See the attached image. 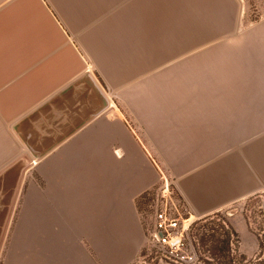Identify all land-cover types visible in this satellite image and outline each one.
<instances>
[{
	"label": "crops",
	"instance_id": "0c3cea01",
	"mask_svg": "<svg viewBox=\"0 0 264 264\" xmlns=\"http://www.w3.org/2000/svg\"><path fill=\"white\" fill-rule=\"evenodd\" d=\"M200 7L0 0V264H136L138 203L165 181L195 220L264 194V73L213 57L244 42L242 12ZM229 221L256 256L246 218Z\"/></svg>",
	"mask_w": 264,
	"mask_h": 264
},
{
	"label": "rangeland",
	"instance_id": "374dc122",
	"mask_svg": "<svg viewBox=\"0 0 264 264\" xmlns=\"http://www.w3.org/2000/svg\"><path fill=\"white\" fill-rule=\"evenodd\" d=\"M201 2L204 3L205 7L204 9L200 7L198 13L205 14L207 18L213 17L214 24L217 23V17L224 13L229 14V21L232 23L231 17L234 10H236L238 14L240 11L242 12V15H240L241 17H239V24L243 27L242 29L246 31L244 42L238 44L236 40L230 41L227 49H214L213 57L217 58L219 61L221 57L227 56L229 58V72L233 74L244 72L246 76L252 77V75L264 73V57L260 54L259 48L254 46L251 37H247L248 34L250 35L249 31L252 28L251 26L259 24L260 21L264 19V0H197V3ZM257 17L259 19L255 20ZM220 68V64L214 65L213 72L219 73L221 71ZM148 210L142 213L146 230V242L136 264H176L161 260L160 255L157 254L158 248L150 244L148 229L152 226V222ZM233 212L243 215L246 220H248L247 222L250 223L249 226L251 231L258 237L264 235V194H260L245 200L232 210L219 212L207 218L194 220L188 233L196 255L193 261L184 264H226L224 260L215 259L210 255L208 248H210L211 243H208L207 246H203L200 242V236L205 230L203 226L209 225V227L214 226L217 228L218 225L222 223L223 219L229 221ZM197 233L199 234L197 235ZM244 242H246V238ZM239 243L233 244V262L231 264H255L259 261L260 255L264 256V252L262 253L261 249H259L256 256L251 258L247 257V263L242 262L240 259L241 253L238 251Z\"/></svg>",
	"mask_w": 264,
	"mask_h": 264
},
{
	"label": "built area",
	"instance_id": "2783aa9c",
	"mask_svg": "<svg viewBox=\"0 0 264 264\" xmlns=\"http://www.w3.org/2000/svg\"><path fill=\"white\" fill-rule=\"evenodd\" d=\"M150 220L148 239L158 248L161 260L184 264L194 260L196 255L188 224L192 217V208L170 181L150 192ZM143 219V217H142Z\"/></svg>",
	"mask_w": 264,
	"mask_h": 264
},
{
	"label": "trees",
	"instance_id": "16d2710c",
	"mask_svg": "<svg viewBox=\"0 0 264 264\" xmlns=\"http://www.w3.org/2000/svg\"><path fill=\"white\" fill-rule=\"evenodd\" d=\"M259 18H255V20H258ZM149 193H146L142 196L140 199L138 206L140 213L142 215L143 212L147 211L149 208V204L151 202V198L149 197ZM150 212V210H148ZM248 221V220H247ZM143 225L144 221L142 219ZM250 225V223L248 222ZM204 232L200 236V242L203 246H207L208 243H211L210 248H208V251L210 255L215 259H222L226 264H231L233 262L232 259V252H233V244L240 242L239 234L236 232V230L233 228L231 223L223 219L222 223L218 225V227L206 225ZM199 233H197L198 235ZM259 238V244L261 252H264V235ZM260 259L262 258V255H260ZM240 259L242 262L248 261L247 256L244 254L240 255ZM255 264H261L264 261V258L261 259Z\"/></svg>",
	"mask_w": 264,
	"mask_h": 264
},
{
	"label": "bare ground",
	"instance_id": "6f19581e",
	"mask_svg": "<svg viewBox=\"0 0 264 264\" xmlns=\"http://www.w3.org/2000/svg\"><path fill=\"white\" fill-rule=\"evenodd\" d=\"M194 217H195V216H194ZM194 217H191V218H190V220H189L188 224H189V223H191V222H193V221L195 220V218H194Z\"/></svg>",
	"mask_w": 264,
	"mask_h": 264
}]
</instances>
